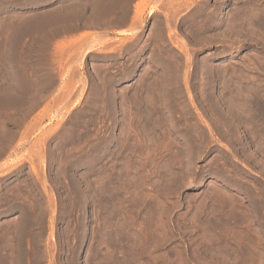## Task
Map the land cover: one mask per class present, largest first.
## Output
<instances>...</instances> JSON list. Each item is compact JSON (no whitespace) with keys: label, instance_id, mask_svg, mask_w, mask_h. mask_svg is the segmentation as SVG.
<instances>
[{"label":"rangeland","instance_id":"1","mask_svg":"<svg viewBox=\"0 0 264 264\" xmlns=\"http://www.w3.org/2000/svg\"><path fill=\"white\" fill-rule=\"evenodd\" d=\"M79 2L0 0V264H264V0Z\"/></svg>","mask_w":264,"mask_h":264},{"label":"bare ground","instance_id":"2","mask_svg":"<svg viewBox=\"0 0 264 264\" xmlns=\"http://www.w3.org/2000/svg\"><path fill=\"white\" fill-rule=\"evenodd\" d=\"M75 1V0H74ZM85 1V0H84ZM201 1V0H200ZM78 2H79V0H78ZM79 3H81V1L79 2ZM123 4V3H122ZM183 4V3H182ZM185 4V3H184ZM217 5V4H216ZM90 6V5H89ZM101 6H102V4H101ZM106 6V5H105ZM140 6V3H138L137 4V6H136V8L137 7H139ZM194 6V5H193ZM96 7V6H95ZM176 7H177V5H176ZM184 7H185V5H184ZM117 9V8H116ZM121 9V8H120ZM181 9H183V8H181ZM223 9L224 8H222V9H220L221 10V12L223 11ZM115 10V9H114ZM119 10V9H118ZM192 10V9H191ZM207 10V9H206ZM258 10V9H257ZM110 11V10H109ZM117 11V10H116ZM181 11V10H180ZM246 11V10H245ZM115 12V11H114ZM178 12V11H177ZM186 12V11H185ZM239 12V11H238ZM108 13H111V12H108ZM170 13V12H169ZM174 13V12H173ZM245 13V12H244ZM115 14V13H114ZM256 14V13H255ZM241 15V14H240ZM132 16V15H131ZM138 16V15H137ZM184 16V15H183ZM242 16V15H241ZM115 17V16H114ZM133 17H136V16H133ZM208 17V16H207ZM109 18L111 19V17L109 16ZM108 18V19H109ZM118 18V17H117ZM123 18V17H122ZM121 18V19H122ZM187 18V17H186ZM195 18V17H194ZM238 18V17H237ZM244 18V17H243ZM170 19V18H169ZM236 19V18H235ZM104 20V19H103ZM136 20L138 21V19L136 18ZM237 20V19H236ZM105 21V20H104ZM110 21V20H109ZM113 21V20H112ZM120 21V20H119ZM174 21V20H173ZM106 22V21H105ZM136 22V21H135ZM134 22V23H135ZM172 22V21H171ZM197 22H199V21H197ZM205 22V21H204ZM212 22H214V21H212ZM262 22V21H261ZM100 23V22H99ZM200 23V22H199ZM17 24V23H16ZM29 24V23H28ZM106 24V23H105ZM129 24H131V23H129ZM238 24H240V23H238ZM47 25V24H46ZM135 25H137V24H135ZM258 25V24H257ZM55 26V25H54ZM256 26V25H255ZM38 27V26H37ZM41 27V26H40ZM45 27V26H44ZM184 27V26H183ZM202 27V26H201ZM196 28V27H195ZM199 28V27H198ZM209 28V27H208ZM13 29V28H12ZM191 29V28H190ZM240 29H242V28H240ZM257 30V29H256ZM236 31V30H235ZM239 31V30H238ZM242 31V30H241ZM254 31V30H253ZM42 32V31H41ZM63 32V31H62ZM243 32V31H242ZM25 33V32H24ZM134 33H135V31H134ZM153 33V32H152ZM188 33V32H187ZM220 33V32H219ZM40 34V33H39ZM155 34V33H154ZM50 35V34H49ZM137 35V34H136ZM151 35V34H150ZM233 35V34H232ZM239 35V34H238ZM246 35V34H245ZM31 36H32V34H31ZM139 36V35H138ZM154 36V35H153ZM155 36H157V35H155ZM24 37V36H23ZM34 37V36H33ZM44 37V36H43ZM42 37V38H43ZM132 37V36H131ZM148 37H149V35H148ZM147 37V38H148ZM259 37V36H258ZM21 38H22V36H21ZM145 38V37H144ZM154 38V37H153ZM204 38H206V37H204ZM41 39V38H40ZM43 39H45V38H43ZM75 39V38H74ZM73 39V40H74ZM157 39V38H156ZM212 39V38H211ZM210 39V40H211ZM257 39V38H256ZM30 40V39H29ZM129 40V39H128ZM222 40V39H221ZM242 40V39H241ZM255 40V39H254ZM32 41V40H31ZM46 41V40H45ZM49 41V40H48ZM156 41V40H155ZM160 41V40H159ZM198 41V40H197ZM196 41V42H197ZM227 41H228V39H227ZM231 41V40H230ZM252 41V40H251ZM44 42V41H43ZM74 42V41H73ZM142 42V41H141ZM201 42V41H200ZM207 42V41H206ZM250 42V41H249ZM47 43V42H46ZM80 43V42H79ZM114 43V42H113ZM260 43V42H259ZM127 44V43H126ZM131 44H132V42H131ZM152 44V43H151ZM156 44V43H155ZM31 45V44H30ZM62 45H64V44H62ZM74 45V44H73ZM260 45V44H259ZM65 46L67 47V45L65 44ZM126 46V45H125ZM130 46V45H129ZM152 46V45H151ZM156 46V45H155ZM192 46V45H191ZM19 47V46H18ZM65 47V48H66ZM72 47V46H71ZM71 47L70 48H68V49H71ZM153 47V46H152ZM59 48H61L62 49V46L61 47H59ZM140 48V47H139ZM149 48H151V47H149ZM36 49V48H35ZM64 49V48H63ZM73 49V48H72ZM154 49H155V47H154ZM66 50V49H65ZM64 50V51H65ZM111 50V49H110ZM113 50V49H112ZM158 50V49H157ZM34 51V50H33ZM62 51V50H61ZM116 51V50H115ZM117 52V51H116ZM191 52V51H190ZM42 53V52H41ZM71 53H72V51H71ZM70 53V54H71ZM74 53V52H73ZM154 53V52H153ZM176 53V52H175ZM34 54V53H33ZM60 54V53H59ZM69 54V53H68ZM104 54V53H103ZM103 54H102V56H103ZM133 54V53H132ZM156 54V53H155ZM158 54V53H157ZM174 54V53H173ZM193 54V53H192ZM61 55V54H60ZM96 55V54H95ZM46 56V55H45ZM100 56V55H99ZM153 56V55H152ZM164 56V55H163ZM168 56V55H167ZM170 56H172V55H170ZM170 56H169V58H170ZM14 57V56H13ZM63 57V56H62ZM96 57V56H95ZM128 57V56H127ZM156 57V56H155ZM59 58V57H58ZM166 58V57H165ZM46 59V58H45ZM182 59V58H181ZM61 60V59H60ZM150 60V59H149ZM174 60V59H173ZM206 60V59H205ZM22 61V60H21ZM154 61V60H153ZM172 61V60H171ZM33 62V61H32ZM43 62V61H42ZM127 63H129V62H127ZM146 63V62H145ZM13 64V63H12ZM111 64V63H110ZM203 64H205V63H203ZM110 66V65H109ZM42 67V66H41ZM100 67V66H99ZM108 67V66H107ZM124 67H125V65H124ZM165 67V66H164ZM203 67V66H202ZM26 68V67H25ZM102 68H104V66L102 67ZM220 68V67H219ZM179 69V68H178ZM14 70V69H13ZM98 70V69H97ZM96 70V71H97ZM150 70V69H149ZM200 70V69H199ZM202 70V69H201ZM74 71V70H73ZM101 71V70H100ZM111 71V70H110ZM148 71V70H147ZM196 71V70H195ZM225 71V70H224ZM229 71V70H228ZM30 72V71H29ZM203 72H204V70H203ZM209 72V71H208ZM238 72V71H237ZM97 73H98V71H97ZM142 73H144V72H142ZM161 73V72H160ZM200 73V72H199ZM229 73V72H228ZM29 74V73H28ZM50 74V73H49ZM52 74V73H51ZM157 74V73H156ZM168 74V73H167ZM19 75H20V73H19ZM38 75H40V72H39V74ZM96 75V74H95ZM109 75V74H108ZM172 75V74H171ZM224 75V74H223ZM234 75V74H233ZM236 75V74H235ZM239 75V74H238ZM13 76V75H12ZM28 76V75H27ZM58 76V75H57ZM97 76V75H96ZM100 76H102V75H100ZM162 76V75H161ZM178 76V75H177ZM205 76H207V75H205ZM218 76H220V75H218ZM237 76V75H236ZM53 77V76H52ZM103 77V76H102ZM107 77V76H106ZM146 77H148V76H146ZM164 77V76H163ZM176 77V76H175ZM175 77H173V78H175ZM141 78V77H140ZM159 78V77H158ZM170 78V77H169ZM172 78V79H173ZM200 78V77H199ZM223 78V77H222ZM235 78V77H234ZM250 78V77H249ZM20 79V78H19ZM18 79V80H19ZM31 79H34V77L33 78H31ZM48 79V78H47ZM57 79V78H56ZM144 79V78H143ZM171 79V78H170ZM191 79V78H190ZM239 79V78H238ZM44 80V79H43ZM49 80V79H48ZM93 80V79H92ZM97 80H98V78H97ZM96 80V81H97ZM102 80V79H101ZM154 80V79H153ZM174 80V79H173ZM207 80V79H206ZM240 80V79H239ZM244 80H245V78H244ZM30 81H32V80H30ZM46 81V80H45ZM44 81V82H45ZM50 81V80H49ZM140 81V80H139ZM181 81V80H180ZM179 81V82H180ZM220 81V80H219ZM218 81V82H219ZM34 82V81H33ZM51 82V81H50ZM71 82V81H70ZM99 81H97V83H98ZM200 82V81H199ZM217 82V83H218ZM221 82V81H220ZM230 82V81H229ZM36 83V82H35ZM53 83H54V81H53ZM151 83V82H150ZM155 83V82H154ZM39 84V83H38ZM165 84V83H164ZM180 84H182V83H180ZM221 84V83H220ZM17 85V84H16ZM45 85V84H44ZM98 85V84H97ZM212 85V84H211ZM231 85V84H230ZM49 86V85H48ZM51 86H52V84H51ZM109 86V85H108ZM170 86V85H169ZM173 86V85H172ZM222 86V85H221ZM99 87V86H98ZM150 87V86H149ZM160 87V86H159ZM166 87V86H165ZM227 87V86H226ZM238 87V86H237ZM41 88V87H40ZM68 88V87H67ZM92 88V87H91ZM90 88V89H91ZM154 88V87H153ZM212 88V87H211ZM228 88V87H227ZM17 89V88H16ZM29 89H31V88H29ZM181 89V88H180ZM248 89H249V87H248ZM248 89H246V91L248 90ZM1 90V89H0ZM111 90V89H110ZM148 90V89H147ZM165 90V89H164ZM163 90V91H164ZM174 90V89H173ZM3 91V90H2ZM21 91V90H20ZM135 91V90H134ZM145 91V90H144ZM175 91V90H174ZM252 91V90H251ZM95 92V91H94ZM153 92H154V90H153ZM152 92V93H153ZM221 92V91H220ZM226 92V91H225ZM231 92V91H230ZM5 93V92H4ZM14 93V92H13ZM98 93V92H97ZM96 93V94H97ZM106 93H107V91H106ZM168 93V92H167ZM219 93V92H218ZM218 93H217V95H218ZM232 93V92H231ZM170 94V93H169ZM4 95V94H3ZM6 95V94H5ZM14 95V94H13ZM128 95V94H127ZM137 95V94H136ZM178 95V94H177ZM183 95V94H182ZM185 95V94H184ZM204 95V94H203ZM207 95V94H206ZM221 95H223V94H221ZM91 96V95H90ZM98 96V95H97ZM107 96V95H106ZM151 96V95H150ZM167 96V95H166ZM227 96V95H226ZM11 97V96H10ZM9 97V98H10ZM13 97V96H12ZM32 97V96H31ZM111 97V96H110ZM115 97V96H114ZM171 97V96H170ZM30 98V97H29ZM92 98V97H91ZM105 98V97H104ZM147 98H148V96H147ZM157 98V97H156ZM205 98H207V97H205ZM97 99V98H96ZM107 99V98H106ZM124 99V98H123ZM132 99V98H131ZM146 99V98H145ZM181 99V98H180ZM202 99H203V97H202ZM217 99V98H216ZM224 99H225V97L223 98V101H224ZM13 100V99H12ZM24 100H26V99H24ZM88 100V99H87ZM98 100V99H97ZM101 100V99H100ZM105 100V99H104ZM122 100V99H121ZM155 100V99H154ZM165 100V99H164ZM175 100V99H174ZM177 100V99H176ZM233 100V99H232ZM4 101V100H3ZM150 101V100H149ZM13 102V101H12ZM11 102V103H12ZM28 102V101H27ZM92 102V101H91ZM103 102V101H102ZM168 102V101H167ZM205 102V101H204ZM212 102V101H211ZM216 102V101H215ZM232 102V101H231ZM5 103H7V101L5 102ZM9 103V102H8ZM118 103H120V102H118ZM169 103V102H168ZM209 103H210V101H209ZM217 103V102H216ZM121 104V103H120ZM128 104V103H127ZM172 104V103H171ZM177 104V103H176ZM226 104V103H225ZM13 105V104H12ZM130 105V104H129ZM180 105H181V103H180ZM206 105V104H205ZM213 105V104H212ZM231 105H233V104H231ZM5 106V105H4ZM33 106V105H32ZM176 106V105H175ZM234 106V105H233ZM238 106V105H237ZM2 107V106H1ZM9 107V106H8ZM55 107H56V105H55ZM104 107H105V105H104ZM121 107V106H120ZM150 107H152V106H150ZM261 107V106H260ZM16 108V107H15ZM14 108V109H15ZM20 108V107H19ZM23 108V107H22ZM130 108V107H129ZM178 107H176V109H177ZM199 108V107H198ZM208 107H206V109H207ZM219 108V107H218ZM227 108V107H226ZM234 108V107H233ZM120 109V108H119ZM184 109V108H183ZM188 109V108H187ZM209 109H210V107H209ZM228 109V108H227ZM236 109V108H235ZM249 109V108H248ZM6 110V109H5ZM13 110V109H12ZM27 110V109H26ZM35 110H36V108H35ZM157 110H159V108H157ZM190 110V109H189ZM205 110V109H204ZM232 110V109H231ZM230 110V111H231ZM237 110V109H236ZM3 110H0V113L2 112ZM126 111V110H125ZM186 111V110H185ZM209 111V110H208ZM213 111V110H212ZM260 111V110H259ZM123 112V111H122ZM220 112V111H219ZM250 112V111H249ZM19 113V112H18ZM161 113V112H160ZM188 113V112H187ZM215 113V112H214ZM227 113H228V111H227ZM230 113V112H229ZM242 113V112H241ZM240 113V114H241ZM258 113V112H257ZM45 113H43V115H44ZM232 114V113H231ZM256 114V113H255ZM220 115V114H219ZM222 115V114H221ZM236 115V114H235ZM243 115H244V113H243ZM259 115V114H258ZM45 116V115H44ZM51 116V115H50ZM179 116V115H178ZM240 116V115H239ZM74 117V116H73ZM112 117V116H111ZM236 117V116H235ZM262 117V116H261ZM264 117V116H263ZM219 118V117H218ZM247 118V117H246ZM257 118V117H256ZM105 119V118H104ZM113 119V118H112ZM135 119H136V117H135ZM212 119V118H211ZM254 119V118H253ZM142 120V119H141ZM198 120V119H197ZM202 120V119H201ZM225 120V119H224ZM229 120V119H228ZM234 120V119H233ZM237 120V119H236ZM139 121V120H138ZM215 121V120H214ZM219 121V120H218ZM231 121V120H230ZM81 122V121H80ZM94 122V121H93ZM97 122V121H96ZM142 122V121H141ZM245 122V121H244ZM152 123V122H151ZM197 123V122H196ZM230 123V122H229ZM34 124V123H33ZM82 124V123H81ZM249 124V123H248ZM148 125V124H147ZM147 125L145 126V127H147ZM184 125V124H183ZM229 125V124H228ZM72 126V125H71ZM170 126H172V125H170ZM194 126V125H193ZM264 126V125H263ZM33 127V126H32ZM181 127H183V126H181ZM180 127V128H181ZM199 127V126H198ZM206 127V126H205ZM225 127V126H224ZM243 127V126H242ZM57 128V127H56ZM55 128V129H56ZM100 128V127H99ZM155 128H158V127H155ZM149 129V128H148ZM189 129V128H188ZM220 129V128H219ZM191 130V129H190ZM212 130H214V129H212ZM217 130V129H216ZM224 130V129H223ZM229 130V129H228ZM84 131V130H83ZM139 131V130H138ZM189 131V130H188ZM234 131V130H233ZM48 132V131H47ZM151 132V131H150ZM217 132V131H216ZM230 132V131H229ZM51 133V130H50V132H49V134ZM65 133V132H64ZM47 134V133H46ZM61 134V133H60ZM77 134V133H76ZM90 134V133H89ZM94 135V134H93ZM103 135V134H102ZM53 136V135H52ZM264 136V135H263ZM71 137V136H70ZM95 137V136H94ZM72 139V138H71ZM263 140V139H262ZM244 141V140H243ZM91 142H93V141H91ZM36 143V142H35ZM99 143V142H98ZM262 143V142H261ZM84 144V143H83ZM92 144H94V143H92ZM108 144V143H107ZM122 144V143H121ZM246 144V143H245ZM252 144H254V143H252ZM80 146V145H79ZM89 146V145H88ZM83 147V146H82ZM120 147V146H119ZM198 148V147H197ZM253 149V148H252ZM100 150V149H99ZM199 150V149H198ZM119 152V151H118ZM235 152V151H234ZM233 152V153H234ZM1 153V152H0ZM65 153V152H64ZM254 153V152H253ZM256 153H257V151H256ZM63 154V153H62ZM198 154V153H197ZM58 156V155H57ZM115 157V156H114ZM225 157V156H224ZM245 157V156H244ZM252 157V156H251ZM108 158V157H107ZM117 158V157H116ZM55 159V158H54ZM77 159V158H76ZM109 159V158H108ZM260 159V158H259ZM253 160H255V159H253ZM240 161V160H239ZM250 161V160H249ZM256 162H257V160H256ZM109 163V162H108ZM235 165V164H234ZM259 165V164H258ZM68 166V165H67ZM70 166V165H69ZM111 166V165H110ZM216 167V166H215ZM262 168H263V166H262ZM59 169V168H58ZM109 169V168H108ZM98 170H99V168H98ZM87 171V170H86ZM222 171V170H221ZM262 171V170H261ZM91 172H93V171H91ZM111 172V171H110ZM214 172H215V170H214ZM231 172V171H230ZM264 172V171H263ZM217 173V172H216ZM41 174V173H40ZM107 174V173H106ZM237 174V173H236ZM92 175V174H91ZM95 175V174H94ZM105 175V174H104ZM125 175V174H124ZM61 176V175H60ZM52 177V176H51ZM56 177V176H55ZM223 177V176H222ZM227 177V176H226ZM239 177V176H238ZM82 179H83V176L81 177ZM225 178V177H224ZM255 178V177H254ZM81 179V180H82ZM93 179V178H92ZM226 179V178H225ZM240 179V178H239ZM138 180V179H137ZM76 181V180H75ZM90 181V180H89ZM25 182V181H24ZM95 182V181H94ZM247 183V182H246ZM4 184V183H3ZM21 184V183H20ZM66 184V183H65ZM79 184V183H78ZM122 184V183H121ZM6 185V184H5ZM63 185V184H62ZM68 185V184H67ZM139 184L137 183V186H138ZM17 186V185H16ZM15 186V187H16ZM85 186H86V184H85ZM100 186V185H99ZM102 186H104V185H102ZM121 186V185H120ZM123 186V185H122ZM121 186V187H122ZM246 186V185H245ZM14 187V188H15ZM34 187V186H33ZM78 187V186H77ZM116 187V186H115ZM215 187V186H214ZM79 188V187H78ZM89 188V187H88ZM91 188V187H90ZM96 188V187H95ZM104 188V187H103ZM127 188V187H126ZM129 188V187H128ZM251 188V187H250ZM23 189V188H22ZM80 189V188H79ZM102 189V188H101ZM100 189V190H101ZM123 189V188H122ZM240 189V188H239ZM249 189V188H248ZM91 190V189H90ZM95 190V189H94ZM103 190V189H102ZM126 190H128V189H126ZM132 190H133V188H132ZM218 190V189H217ZM253 190V189H252ZM15 191V190H14ZM89 191V190H88ZM243 191V190H242ZM12 192V191H11ZM34 192V191H33ZM93 192V191H92ZM114 192V191H113ZM118 192V191H117ZM253 192H255V191H253ZM17 193V192H16ZM100 193V192H99ZM104 193V192H103ZM134 193V192H133ZM244 193V192H243ZM251 193V192H250ZM108 194H111V193H108ZM125 194V193H124ZM102 195V194H101ZM128 195V194H127ZM197 195V194H196ZM218 195H219V193H218ZM263 195V194H262ZM3 196V195H2ZM131 196V195H130ZM135 196V195H134ZM137 196V195H136ZM253 196V195H252ZM264 196V195H263ZM14 198H15V196H14ZM115 198H117V196H115ZM140 198H141V196H140ZM238 198V197H237ZM245 198H246V196H245ZM245 198L244 197H241V199L240 198H238V200L237 199H235V201H234V203H235V205H233L234 203H232V206H238V208H240V207H242V214H243V219L244 220H247V222L246 223H254L255 222V216L257 215L256 213H257V210L259 209V207L257 206V205H255V204H245L244 205V200H245ZM118 199V198H117ZM132 199V198H131ZM222 199V198H221ZM229 199H231V198H229ZM247 199V198H246ZM10 200V199H9ZM128 200V199H127ZM211 200V199H210ZM223 200V199H222ZM232 200V199H231ZM255 200V199H254ZM256 200H258V199H256ZM260 200V199H259ZM2 201V200H1ZM101 201V200H100ZM107 201V200H106ZM119 201V200H118ZM148 201V200H147ZM215 201V200H214ZM218 202V201H217ZM216 202V203H217ZM258 202V201H257ZM7 203V202H6ZM15 203V202H14ZM105 203V202H104ZM130 203V202H129ZM251 203V202H250ZM44 204V203H43ZM100 204H101V202H100ZM141 204V203H140ZM203 204V203H202ZM201 204V205H202ZM107 205V204H106ZM104 206V205H103ZM141 206H143V204L141 205ZM149 206V205H148ZM194 206V205H193ZM216 206V205H215ZM125 207V206H124ZM219 207V206H218ZM3 208V207H2ZM107 208V207H106ZM128 208V207H127ZM216 209V208H215ZM223 209V208H222ZM229 209V208H228ZM230 209H232L231 207H230ZM235 209H237V207L236 208H234L233 207V210H235ZM111 210V209H110ZM120 210V209H119ZM142 210V209H141ZM240 210V209H239ZM97 211V210H96ZM104 211V210H103ZM102 211V212H103ZM126 211V210H125ZM217 211V210H216ZM226 211V210H225ZM228 211V210H227ZM231 211V210H230ZM113 211L111 210V213H112ZM130 212H132V211H130ZM219 212V211H218ZM155 212H153V214H154ZM216 213V212H215ZM227 213V212H226ZM232 213V212H231ZM231 213H230V216H231ZM233 213H235V212H233ZM29 214V213H28ZM110 214V213H109ZM114 214V213H113ZM140 214V213H139ZM200 214V213H199ZM241 214V215H242ZM256 214V215H255ZM260 214V213H259ZM100 215V214H99ZM125 215V214H124ZM128 215V214H127ZM196 215V214H195ZM234 215V214H233ZM96 216V215H95ZM94 216V217H95ZM116 216V215H115ZM118 216V215H117ZM145 216V215H144ZM225 216H226V214H225ZM227 216H228V214H227ZM239 216V215H238ZM260 216V215H259ZM97 217V216H96ZM95 217V218H96ZM150 217V216H149ZM197 217V216H196ZM233 217V216H232ZM231 217V218H232ZM231 218H230V221H231ZM122 219V218H121ZM124 219V218H123ZM140 219H142V218H140ZM146 219V218H145ZM192 219V218H191ZM197 219V218H196ZM225 219H228L227 217H225ZM249 219V220H248ZM26 220V219H25ZM110 220V219H109ZM229 220V219H228ZM234 219H232V221H233ZM237 220V219H236ZM235 220V221H236ZM240 220V219H239ZM29 221V220H28ZM115 221V220H114ZM222 221V220H221ZM235 221H233V222H235ZM121 222V221H120ZM119 222V223H120ZM199 222V221H198ZM214 222V221H213ZM237 222H239V221H237ZM236 222V223H237ZM258 222V221H257ZM125 223V222H124ZM136 223V222H135ZM193 223V222H192ZM218 223V222H217ZM228 223V222H227ZM246 223H245V225H246ZM98 224V223H97ZM122 224V223H121ZM143 224V223H142ZM221 224V223H220ZM219 224V225H220ZM232 224V223H231ZM152 225V224H151ZM199 225V224H198ZM201 225V224H200ZM199 225V226H200ZM227 225V224H226ZM233 225V224H232ZM239 225V224H238ZM111 226V225H110ZM109 226V227H110ZM229 226V225H228ZM236 226H237V224H236ZM252 226V225H251ZM118 227V226H117ZM125 227V226H124ZM138 227V226H137ZM143 227V226H142ZM147 227V226H146ZM151 227V226H150ZM218 227V226H217ZM235 227V226H234ZM22 228H24V227H22ZM25 228H26V226H25ZM127 228V227H126ZM140 228V227H139ZM204 228V227H203ZM236 228V227H235ZM248 228V227H247ZM108 229V228H107ZM125 229V228H124ZM127 229H129V228H127ZM221 229V228H220ZM223 229H225V228H223ZM222 229V230H223ZM231 229V228H230ZM5 230V229H4ZM150 230V229H149ZM153 230V229H152ZM221 230V231H222ZM235 230V229H234ZM249 230V229H248ZM42 231V230H41ZM154 231V230H153ZM191 231V230H190ZM189 231V232H190ZM247 231V230H246ZM13 232V231H12ZM236 232V231H235ZM243 232V231H242ZM249 232V231H248ZM145 233V232H144ZM222 233V232H221ZM30 234V233H29ZM98 234V233H97ZM107 234V233H106ZM228 234H229V231H228ZM251 234V233H250ZM256 234V233H255ZM6 235V234H5ZM13 235V234H12ZM22 235V234H21ZM99 235V234H98ZM122 235V234H121ZM146 235V234H145ZM244 235V234H243ZM130 236V235H129ZM230 236V235H229ZM252 236V235H251ZM33 237V236H32ZM110 237V236H109ZM146 237V236H145ZM203 237V236H202ZM223 236L220 234L219 236H217V241L218 242H220V240H221V238H222ZM232 238H227V239H225L226 240V243L223 245V249H221V250H215V252H217V254H216V258L218 259V260H221V261H224L225 260V262H226V260H228L229 262H230V260H231V258H236V256H246V255H248L249 254V247H246L245 245H241L240 243H238L237 242V240H236V238H233V236H231ZM238 237V236H237ZM254 237V236H253ZM2 237H0V239H1ZM4 238V237H3ZM2 238V239H3ZM30 238V237H29ZM104 238V237H103ZM239 238V237H238ZM263 238V237H262ZM137 239H139V238H137ZM240 239V238H239ZM11 240V239H10ZM103 240V239H102ZM107 240V239H106ZM241 240V239H240ZM115 241V240H114ZM197 241V240H196ZM239 241V240H238ZM243 240H241V242H242ZM245 241V240H244ZM23 242V241H22ZM139 242V241H138ZM141 242V241H140ZM240 242V241H239ZM253 242V241H252ZM251 242V243H252ZM1 243V242H0ZM128 243V242H127ZM146 243V242H145ZM203 243V242H202ZM30 244V243H29ZM116 244V243H115ZM126 244V243H125ZM206 244H208V243H206ZM20 245V244H19ZM100 245V244H99ZM128 245V244H127ZM129 245H131V244H129ZM252 245V244H251ZM3 246H5V243L3 244ZM116 246V245H115ZM148 246V245H147ZM197 246V245H196ZM255 246H257V245H255ZM6 247V246H5ZM5 247H4V249H5ZM76 247V246H75ZM140 247V246H139ZM222 247V246H221ZM253 247V246H252ZM110 248V247H109ZM120 248V247H119ZM137 248V247H136ZM200 248V247H199ZM206 248V247H205ZM258 248H260V247H258ZM262 248V247H261ZM102 249V248H101ZM107 249V248H106ZM144 249V248H143ZM218 249V248H217ZM20 250V249H19ZM128 250V249H127ZM202 251V250H201ZM77 252V251H76ZM108 252V251H107ZM106 252V253H107ZM203 252V251H202ZM208 252V251H207ZM206 252V253H207ZM211 252V251H210ZM252 252V251H251ZM257 252V251H256ZM111 253V252H110ZM119 253V252H118ZM99 254V253H98ZM138 254V253H137ZM213 254V253H212ZM20 255V254H19ZM37 255V254H36ZM115 255V254H114ZM197 255V254H196ZM100 256V255H99ZM102 256V255H101ZM100 256V257H101ZM116 256V255H115ZM129 256V255H128ZM121 257V256H120ZM215 258V257H214ZM213 258V259H214ZM4 259V258H3ZM17 259V258H16ZM21 259V258H20ZM114 260V259H113ZM118 260V259H117ZM130 260V259H129ZM128 260V261H129ZM137 260V259H136ZM116 261V260H115ZM121 261V260H120ZM140 261V260H139ZM149 261V260H148ZM233 261V260H232ZM231 261V262H232ZM235 261V260H234ZM242 261V260H241ZM13 262V261H12ZM112 262V261H111ZM199 262V261H198ZM208 262V261H207ZM120 263V262H119ZM171 263V262H170ZM212 263H214V262H212ZM227 263V262H226ZM245 263V262H244ZM254 263V262H253ZM102 264V263H101ZM169 264V263H168ZM231 264H233V262L231 263ZM249 264V263H248Z\"/></svg>","mask_w":264,"mask_h":264}]
</instances>
